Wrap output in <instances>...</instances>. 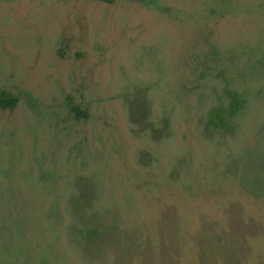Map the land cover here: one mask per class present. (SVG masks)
<instances>
[{
	"label": "rangeland",
	"instance_id": "rangeland-1",
	"mask_svg": "<svg viewBox=\"0 0 264 264\" xmlns=\"http://www.w3.org/2000/svg\"><path fill=\"white\" fill-rule=\"evenodd\" d=\"M0 91V264H264V0H0Z\"/></svg>",
	"mask_w": 264,
	"mask_h": 264
},
{
	"label": "trees",
	"instance_id": "trees-1",
	"mask_svg": "<svg viewBox=\"0 0 264 264\" xmlns=\"http://www.w3.org/2000/svg\"><path fill=\"white\" fill-rule=\"evenodd\" d=\"M108 1V0H105ZM228 97L230 102L228 103L226 109H214L211 110L207 115V125L210 128H222L225 125L224 115L229 113L231 115L235 114L240 108L242 101L238 98V95L234 92H229ZM17 102V99L13 96H9L6 93L0 91V110H12ZM68 111L70 114L74 115L75 119H84L85 114L74 104H68Z\"/></svg>",
	"mask_w": 264,
	"mask_h": 264
}]
</instances>
